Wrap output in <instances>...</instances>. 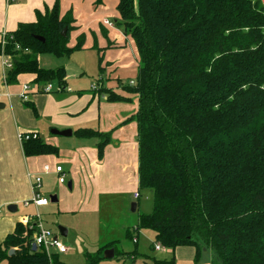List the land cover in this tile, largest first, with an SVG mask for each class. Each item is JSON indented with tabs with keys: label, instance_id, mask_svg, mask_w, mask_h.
I'll return each mask as SVG.
<instances>
[{
	"label": "trees",
	"instance_id": "16d2710c",
	"mask_svg": "<svg viewBox=\"0 0 264 264\" xmlns=\"http://www.w3.org/2000/svg\"><path fill=\"white\" fill-rule=\"evenodd\" d=\"M117 1L115 25L132 39L139 65L135 85L124 88L138 98V190L152 194L151 212L138 216L125 239L150 230L165 249L192 248L194 262L208 250L210 264H264L263 0ZM73 24L71 13L60 16L56 1L34 23L7 33L3 54L12 69L6 85L30 74L36 84L63 87L65 69L44 70L38 58L83 50V35L69 47ZM102 62L99 57V71ZM102 92L110 103L128 101ZM75 135L98 138L100 159L110 143V134L89 129ZM21 146L25 157L58 154L39 138ZM32 236L17 224L0 245V263L64 264L42 248L32 251ZM107 249L116 258L135 254H123L115 241L84 252V264H99Z\"/></svg>",
	"mask_w": 264,
	"mask_h": 264
},
{
	"label": "crops",
	"instance_id": "0c3cea01",
	"mask_svg": "<svg viewBox=\"0 0 264 264\" xmlns=\"http://www.w3.org/2000/svg\"><path fill=\"white\" fill-rule=\"evenodd\" d=\"M56 1L59 4L60 16L71 13L74 20L69 47H74L81 35L85 39L81 51L94 50L98 53L95 48L102 52L125 48L128 44L129 38L115 25L119 20L117 0H103L100 5H96V0H18L11 4L0 0V39L2 34L14 32L20 24L34 23L37 13L52 9ZM129 44L135 49L131 38ZM134 51L137 59L136 50ZM2 62L0 56V105L4 106L0 108V245L14 232L17 224L24 226V220L35 224L37 216L39 224L50 230L42 220L47 205L38 208L32 204L24 205V202L34 198L32 185L36 177L41 178L37 193L42 198H45L44 194L56 195L57 202L52 211L76 214L84 206L86 209L93 207L99 212V202L102 198L118 197L127 192L128 182L133 180L136 167L138 168L137 126L133 120L138 109V98L128 94L119 79H115L116 85L107 90L127 99L126 102L110 103L106 100L103 90H96L95 87L87 91L81 90L84 87L74 84L81 82L78 79H82L85 72L79 69L70 73L66 66H63L66 78L61 90L44 94L41 89L46 84L34 83L35 77L30 74L20 75L15 85H6L3 80L5 72ZM38 64L40 67V56ZM69 85L73 88L67 89ZM23 86L29 87L26 102L18 98ZM26 103L34 106L36 115ZM81 129L110 134V143L104 147L101 159L97 151L100 140L76 136L75 132ZM53 130H69L72 135L55 136L51 134ZM18 133L37 134L42 142L57 148L58 154L25 157L22 144L17 138ZM45 166L50 170L48 174H43ZM56 167L62 168V174L55 173ZM61 177L63 183H59ZM69 183L70 189L66 186ZM11 205L16 206L15 213L7 211V207ZM137 209L138 203L135 204V211ZM127 229H124L123 235ZM135 238L136 243L131 241L134 251L124 252L120 249L123 254L135 253L134 255L116 258L118 256L115 257L114 253L112 259H104L99 264H180L182 256L190 258L188 261H191L193 256L192 252L185 254L176 252L177 249L155 251L154 234L145 235L142 246L146 249L139 252L138 235ZM106 244L108 243L100 245L98 249ZM208 253L211 261V253ZM51 254L58 255L59 258L63 255L56 252Z\"/></svg>",
	"mask_w": 264,
	"mask_h": 264
},
{
	"label": "rangeland",
	"instance_id": "374dc122",
	"mask_svg": "<svg viewBox=\"0 0 264 264\" xmlns=\"http://www.w3.org/2000/svg\"><path fill=\"white\" fill-rule=\"evenodd\" d=\"M127 38H129L130 42L128 35ZM129 42L125 48L102 50L103 54L101 56L94 50L74 52L69 57L64 58L41 55L40 68L55 70L66 66L70 73L82 69L85 74L81 77L82 79H78L81 82H77L74 85L84 87L81 90L85 91L90 90L91 87H95L96 90L107 89L116 85L117 81L115 79H119L122 86L130 87L136 82L139 65L134 54L135 49L131 48ZM99 57L103 58L101 65L103 71H99ZM53 86L54 92H58V86L56 84H53ZM68 87L73 88L72 85L67 86V89H70ZM126 191V193L118 197L102 198L99 202V212H96L93 207L86 209V207L82 206V209L76 214L58 213L52 211L55 205L49 201L47 209L43 211L42 220L47 228L58 237L62 245L68 249L66 254L61 255L59 258L62 263L83 264L82 254L84 251L94 253L100 245L110 241H117L119 248L124 252L134 251L132 240L125 239L123 231L126 228L133 230L137 224L138 216L140 214H148L152 210L151 192L138 190L137 167L135 177L128 182ZM135 194L139 195V199H134ZM51 195L44 194V197L48 199ZM136 203H138V209L133 212L131 206ZM59 227L66 229L68 235L65 238L60 237ZM138 232H132L131 236L135 238L138 235L139 252H142L146 249V247L142 246L145 241V235L153 234V232L150 230H140ZM178 251L185 254L192 252L193 254L192 257L190 256L191 261H188L190 258L187 256H182L180 264H210L208 253L210 251L208 250L202 253L199 262H194V250L192 248H178L176 252Z\"/></svg>",
	"mask_w": 264,
	"mask_h": 264
},
{
	"label": "built area",
	"instance_id": "2783aa9c",
	"mask_svg": "<svg viewBox=\"0 0 264 264\" xmlns=\"http://www.w3.org/2000/svg\"><path fill=\"white\" fill-rule=\"evenodd\" d=\"M18 0H6L7 4H11L13 2H16ZM264 5V2H263ZM6 38L7 35L6 34H2L1 39H0V43H1V57L3 59L2 62V66L4 68V76H3V80L4 83L6 84V80H5V76H6V72L8 70L12 69V61L11 58L5 54H3V48L5 46V42H6ZM61 87H57V91H60ZM54 91V86L53 84H46L42 89L41 92L44 94H48ZM28 92H29V87L28 86H23L22 88V92L19 94L18 98L20 101L22 102H26L28 100ZM6 98H8V96H6ZM2 100V96L0 95V103ZM18 141L20 142V144H22L25 141L28 140H37L38 139V135L35 133H18L17 135ZM49 168L47 166H45L43 168V174H48L49 173ZM55 173L56 174H62V168L61 167H56L55 168ZM64 180L61 177L59 179V183H63ZM41 186V178L38 176L34 179L33 185H32V190L34 191V198L31 201L28 202H24L25 206L28 205H33L35 207H41V206H46L49 203V198H42L39 193H37V190H39ZM139 197L138 194L134 195V198L137 199ZM23 225L28 228L29 230L33 231V236H32V240L33 243L32 245H35L36 248H42L43 251L45 252L46 256L49 258L52 254V252H56L57 254H65L68 249L66 247H64L62 245V243L58 240L57 236H54V234L47 229H44L40 224H39V218L38 216L36 217V223L32 224L30 223V220H24ZM133 243H136V238H133ZM155 251H165V248H163L161 245L156 244L154 246Z\"/></svg>",
	"mask_w": 264,
	"mask_h": 264
},
{
	"label": "water",
	"instance_id": "95a60500",
	"mask_svg": "<svg viewBox=\"0 0 264 264\" xmlns=\"http://www.w3.org/2000/svg\"><path fill=\"white\" fill-rule=\"evenodd\" d=\"M66 31L67 30L64 29L63 32L61 33L62 37L66 36ZM37 39L41 40L39 38H37ZM41 41H43V40H41ZM0 108L2 109V108H4V106L0 105ZM51 134L55 135V136H60V137H70L72 135L71 131H69V130L68 131H64V132H58L56 130H53V131H51ZM67 187H68V189H70L71 188V184L69 183L67 185ZM49 200H50L51 204H55L57 202L56 195L50 196ZM131 209H132L133 212L135 211V204H132ZM7 211L9 213H15L16 212V206H14V205L8 206L7 207ZM58 231H59L60 237H62V238L66 237V235H67L66 229L59 227ZM36 249H37L36 246L32 245V251H36ZM13 253H14V250H11L9 252V255H12ZM103 257H104V259H112L114 257V251L112 249L104 251Z\"/></svg>",
	"mask_w": 264,
	"mask_h": 264
}]
</instances>
